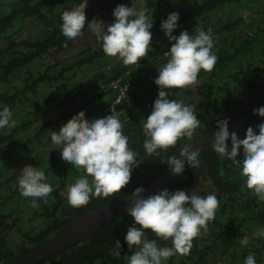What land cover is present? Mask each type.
<instances>
[{
    "label": "trees",
    "instance_id": "trees-1",
    "mask_svg": "<svg viewBox=\"0 0 264 264\" xmlns=\"http://www.w3.org/2000/svg\"><path fill=\"white\" fill-rule=\"evenodd\" d=\"M78 3L80 0H0V110L8 107L15 121L14 127L0 129V253L19 248H23L22 253L26 252L71 216L65 211L71 206L61 193L83 172L63 161L59 150L50 154L41 151L50 137L48 129L55 131L78 112L89 116L90 109L99 110L110 103L114 91L96 93L98 79L106 82L115 77L130 87L128 103H120L112 112L101 111L99 117L119 113L129 147L143 159L132 170L131 177L135 179L139 170L145 173L153 168L151 161L157 158L145 155L142 129L159 90L154 83L159 75L157 69L167 62L163 53L171 47L161 30V22L172 12L180 17L178 28L172 33L175 36L183 30L191 35L195 28L212 29V52L218 59L211 72L201 70L199 85L166 90L172 92L169 99L190 105L197 115L204 116L214 106L227 104L225 94L242 98L245 93L258 89L257 101L264 99L261 84L264 82V0H87V20L95 18L105 24L114 20L112 12L117 5L146 8L153 21L150 29L153 51L139 64L124 66L121 60L114 61V57L104 54L86 23L78 37L80 43L72 51L68 49L69 60L42 63L47 51L63 50L73 44L60 31L61 14ZM245 10L250 13L247 21L241 15ZM106 63L110 64L104 67ZM84 96L88 98L82 100ZM238 104L242 107L241 102ZM186 139H180L176 146ZM169 150L160 152L164 159L175 151L174 147ZM204 153L208 158L204 159L200 153V167L185 165L169 191L213 194L220 206L215 219L208 223L207 233L193 239L190 253L176 254L164 264H218L222 259L226 260L225 264H244L251 253L255 254L256 264H264V237L252 238L256 229L264 228V202L251 190H241L244 178L236 165L212 149ZM19 164L23 166L15 168ZM25 165L44 171L46 183L54 189L47 203L43 199L37 201L38 208L31 207L32 198L23 197L18 189L19 170ZM158 168L161 172L165 165ZM148 184L149 181L145 182ZM125 195L128 194L122 196ZM97 199L92 198L90 202ZM108 201L101 199L99 203L76 210L81 213ZM132 224L133 219L125 210L87 238L37 264H128L135 249L128 248L124 237ZM11 229L20 240L8 245L5 237ZM146 235L156 239L150 230ZM245 236L250 242L242 245L241 239ZM117 240L121 242L119 255L114 246ZM157 243L171 247L170 240Z\"/></svg>",
    "mask_w": 264,
    "mask_h": 264
},
{
    "label": "clouds",
    "instance_id": "clouds-1",
    "mask_svg": "<svg viewBox=\"0 0 264 264\" xmlns=\"http://www.w3.org/2000/svg\"><path fill=\"white\" fill-rule=\"evenodd\" d=\"M86 6L87 0H80L71 10L62 12L60 31L65 37L75 40L82 35L87 23L104 54L114 57V61L121 60L124 66L139 64L153 51L150 31L153 21L146 8L117 5L112 12L114 20L105 24L95 18L88 21ZM241 15L247 21L250 13L245 10ZM179 19V14L172 12L161 22V30L171 47L163 53L167 62L157 69L159 75L154 80L159 89L157 98L143 123V149L148 157L175 147L182 138L192 139L201 125L200 116L192 106L169 99L172 92L166 90L199 85L201 70L211 72L218 59L212 52V29L195 28L191 35L183 30L175 36L172 33L178 28ZM253 112L264 117V107ZM11 118L12 112L8 107L0 110V129L14 127L15 121ZM228 123V119L217 121L215 128L218 130L213 133L211 149L240 169V176L244 178L241 190H251L264 202V122L257 125L258 134L249 126L243 139L235 132H229ZM49 131L61 159L83 172L61 193L73 209L86 206L92 198L104 199L120 192L130 182L132 170L143 162L139 153L129 147V138L123 133L119 113L89 121L80 111L58 131ZM228 140L230 144L226 143ZM200 153L199 148L192 149L186 144L179 149V157L173 155L162 162L167 164L173 175L179 176L185 165L194 169L200 167ZM46 180L44 171L37 167L25 165L19 170L18 189L23 197L32 198L31 207L38 208L39 199L47 203V197L54 189ZM144 191L137 187L131 193L126 208L133 224L127 229L124 240L129 249H135L128 264H164L176 254L188 255L193 239L207 233L208 223L215 219L220 206L217 197L213 194L199 195L195 190L187 193L183 190L170 192L168 189L145 197ZM148 230L156 239L148 238ZM260 237H264V228L256 229L252 235L253 239ZM158 240H170L171 247L160 246ZM249 242L248 236L241 239L242 245ZM114 246L119 255L121 242L117 240ZM244 264H256L255 254H249Z\"/></svg>",
    "mask_w": 264,
    "mask_h": 264
},
{
    "label": "water",
    "instance_id": "water-1",
    "mask_svg": "<svg viewBox=\"0 0 264 264\" xmlns=\"http://www.w3.org/2000/svg\"><path fill=\"white\" fill-rule=\"evenodd\" d=\"M263 105L264 102L253 107L251 111ZM251 111L228 123L229 132H235L239 138L244 137L246 129L249 126H241V124L249 116ZM260 123L250 125V127H252L253 130L257 132V134V125ZM214 132L206 135L205 138L192 139L182 143L176 148L175 155L179 157V149L186 144H189L190 148L192 149L199 148L200 150H203L207 147H210ZM175 177L176 176L171 173V170L167 168L166 171L163 172L153 184L149 185L147 188H144V196L147 197L148 195L157 193L163 189L169 190ZM130 199L131 194L122 196L116 200L96 206L81 213H78L74 209L67 211L72 213V215L66 219L56 230L50 233L40 243L27 250L24 254L15 258L9 264H37L40 260L51 255L52 253H55L66 246L82 241L100 229L109 220L123 213L128 207Z\"/></svg>",
    "mask_w": 264,
    "mask_h": 264
},
{
    "label": "flooded vegetation",
    "instance_id": "flooded-vegetation-1",
    "mask_svg": "<svg viewBox=\"0 0 264 264\" xmlns=\"http://www.w3.org/2000/svg\"><path fill=\"white\" fill-rule=\"evenodd\" d=\"M261 84L264 86V82H262ZM263 86H262V89L264 90ZM253 94H255L256 96L253 95ZM234 95H236V94H234ZM234 95H231L230 93L227 94V100H226L227 104H224L223 106H214L212 108L211 112L210 111L207 112L205 114V116L201 115V114L199 115L200 116V120H201V125H200V127L198 129H196V131H195V133H194V135L192 137L193 140L194 139L205 138L206 135H208V134L214 132L215 130H217L215 128V125H216L218 120L228 119V121L230 123L233 120L237 119L238 117H240V116L246 114L247 112L251 111L253 107L257 106L258 104H260L262 102H264V99H262L260 101H257V98H258L257 96L259 95V90L258 89H255L254 92L245 93L242 98H235ZM231 96H233L234 98L231 99ZM239 102H241L242 107L239 106V104H238ZM230 106L232 107L231 109H230ZM260 107H264V105L260 106ZM255 109H257V108H255ZM260 122H264V117H259L257 115H254V112L251 111L249 116L242 122L241 126H250V125H254V124L260 123ZM186 141H189V139H186ZM185 142H183V143H185ZM226 143L230 144V140L226 141ZM177 147L178 146L174 147L175 151L173 153H170V155L171 154H172V156L175 155ZM208 149H211V146L201 150V153H203L204 159L208 158L206 153H204V152H207ZM167 151L171 152L169 149ZM161 155L162 154L159 153V155L155 156L157 159L151 161V162H153V165H152L153 168L151 170H148V172H145V173H143L142 170L141 171L139 170L136 173L135 179L133 177H131V179H130L131 182L126 187H124L120 192L115 193L111 197L104 198V199H107V200H109L108 202H110V201H113V200H116V199L122 197L123 194H128L129 195V191H132V190H134L137 187H142L144 189V188L149 187V185L153 184L160 177V175L163 172H165L166 169L168 168L166 163H164L162 161H159V160H163L164 159V156H161ZM161 164H164L165 168H164L163 171L159 172V168L158 167L161 166ZM147 181H149V184L146 186L145 182H147ZM118 195H119V197H117ZM101 199L102 198H99L96 201L88 203L87 205L90 206V205H93L94 203H99L101 201ZM103 204H106V203H103ZM103 204H100V205H103ZM71 209H73V208L70 207L69 209L66 210V212L70 211ZM74 210L77 211L76 209H74ZM67 213L72 215V213H70V212H67ZM56 229H54V230H56ZM121 230H123V228L120 229L119 231H121ZM26 244L29 245L28 243H26ZM22 252H23V248H19L17 250H7V251L3 250L0 253V264H9L15 258H17L18 256H20V255L25 253V252L24 253H22ZM53 254L54 253H52L51 255H53ZM51 255H49V256H51Z\"/></svg>",
    "mask_w": 264,
    "mask_h": 264
},
{
    "label": "built area",
    "instance_id": "built-area-1",
    "mask_svg": "<svg viewBox=\"0 0 264 264\" xmlns=\"http://www.w3.org/2000/svg\"><path fill=\"white\" fill-rule=\"evenodd\" d=\"M74 43V40L72 41ZM66 53H68V48H64L62 49H57V50H49L47 51V53H45L42 56V63L45 64H51V60L49 59V54L51 56H55L56 58H54L56 61L60 60L62 58L66 57ZM54 61V63L56 62ZM110 64V63H109ZM109 64H103L105 65L104 67H107ZM103 67V68H104ZM102 69V68H101ZM119 78H115V77H111L107 80H105L106 82H103L101 79H98V81L96 82V93H100L102 91H105L107 89H111L114 91V96L112 98V100L110 101V103L107 104V106H104L102 109L99 110H95V109H90L88 111L89 116H86V118L91 121L93 119L99 118L101 111L102 112H112L114 110H116V106L119 105L120 103H124V102H129L130 98H131V93H130V87L127 83H122L118 80ZM94 92V93H95ZM60 128H57L56 131H58ZM51 129H48V133L50 134ZM53 131V130H52ZM55 145H53L52 141H51V136L48 138V141L46 142L45 145L42 146V153L43 154H50L53 153L55 151H57L58 149H54ZM21 165V167L23 166L22 164H19L17 166H15V168H20L19 166Z\"/></svg>",
    "mask_w": 264,
    "mask_h": 264
},
{
    "label": "rangeland",
    "instance_id": "rangeland-1",
    "mask_svg": "<svg viewBox=\"0 0 264 264\" xmlns=\"http://www.w3.org/2000/svg\"><path fill=\"white\" fill-rule=\"evenodd\" d=\"M80 41H81V39L80 38H76L75 40H74V43L68 48V49H71V51L74 49V47L75 46H77L79 43H80ZM69 53H70V51L68 50V53L66 54V57L65 58H62V59H60L59 61H61V60H64V59H66V60H69L68 58H69ZM54 58H56L55 56H51L50 54H49V59L51 60V63L52 62H54V61H56ZM65 60V61H66ZM63 63V62H62ZM94 69V68H93ZM85 76H87V74L85 75ZM84 77V76H83ZM83 77H82V80H83ZM225 95H227V94H225ZM88 98V96H84V97H82L81 99L83 100V99H87ZM80 99V100H81ZM40 149V148H39ZM38 150V149H37ZM15 166V165H14ZM19 167H21V165L19 166ZM204 185H208V183L207 182H202ZM14 230V229H13ZM13 230L11 229L9 232H8V234L6 235V237H5V242H7V244L8 245H12L13 243L12 242H19V240H20V237L17 235V234H15L14 232H13ZM20 231H22V229L20 230ZM226 263V260H221L218 264H225Z\"/></svg>",
    "mask_w": 264,
    "mask_h": 264
},
{
    "label": "bare ground",
    "instance_id": "bare-ground-1",
    "mask_svg": "<svg viewBox=\"0 0 264 264\" xmlns=\"http://www.w3.org/2000/svg\"><path fill=\"white\" fill-rule=\"evenodd\" d=\"M200 133V132H199ZM198 138V137H197Z\"/></svg>",
    "mask_w": 264,
    "mask_h": 264
}]
</instances>
